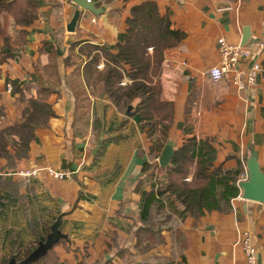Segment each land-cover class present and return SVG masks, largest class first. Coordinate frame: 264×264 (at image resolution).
<instances>
[{
    "label": "crops",
    "instance_id": "crops-1",
    "mask_svg": "<svg viewBox=\"0 0 264 264\" xmlns=\"http://www.w3.org/2000/svg\"><path fill=\"white\" fill-rule=\"evenodd\" d=\"M35 1L37 18L24 28L25 44L11 40L6 47L0 37V51L9 54L0 64V128L15 123L25 105L20 94L11 93L9 82L19 84L24 99L36 98L39 77L50 81L53 76L59 92L49 96L55 115L47 126L35 128L27 157L12 165L0 159V264L21 262L24 252L45 242L53 228L62 235L54 248L59 264H247L244 236L257 250L256 264H264V205L242 199L241 189L227 211L196 218L181 217L180 207L169 209L163 241L149 248L137 245L139 210L150 190L141 183L142 167L152 162L150 143L134 115L139 100L126 114L127 109L119 111L98 93L89 95L87 109L76 114L68 81L77 72L65 65L73 45H78L76 54L85 44L116 53L130 9L156 3L172 28L184 34L165 53L161 68V99L173 105L168 141L176 149L189 138H208L217 149L216 166H241L239 178H248L247 160L255 152L264 174V0H95V8L102 9L98 15L72 2ZM77 9L73 43L67 45L66 26ZM19 30L10 24L8 33L15 38ZM220 38L251 51L253 59L242 69L260 64L253 87L238 91L227 80L207 78V71L221 62ZM51 60L56 68H47ZM27 169L40 171L27 178L15 174ZM47 169L75 173L59 180Z\"/></svg>",
    "mask_w": 264,
    "mask_h": 264
},
{
    "label": "trees",
    "instance_id": "trees-1",
    "mask_svg": "<svg viewBox=\"0 0 264 264\" xmlns=\"http://www.w3.org/2000/svg\"><path fill=\"white\" fill-rule=\"evenodd\" d=\"M37 12L35 0H0V37L6 47H10L11 40L17 46L25 44L27 31L24 28L36 20ZM9 24L20 28L15 38L8 33ZM125 25V39L116 46V53L85 44L78 47L76 54L78 45H73L65 65H74L77 72L68 81L75 97L76 114L87 109L89 95H105L121 112L134 100H139L134 115L138 116L141 129L150 143L149 157L152 162H145L142 167L141 183H147L150 190L145 194L139 210L142 226L137 245L145 243L149 248L163 241L165 228L162 223L170 220L168 210L173 207H180L181 217L197 218L205 212L227 211L230 201L239 195L237 180L242 170L241 166L234 170L216 166L217 149L212 142L208 138L195 137L174 148L170 163L164 168L159 167L156 159L169 140L173 122L172 103L161 99V68L165 53L177 47L184 34L173 29L169 15L162 14L156 3L151 1L133 6ZM84 55L91 58L85 64L77 63ZM8 57L9 54L1 50L0 64ZM102 58L103 67L99 70ZM47 68H56L55 61L51 60ZM39 78L41 82L36 98L24 99L19 84L9 82L11 93L20 94L19 101L25 102V105L15 123L0 128V159H5L8 165L27 157L35 128L47 126L55 115L48 99L50 94L59 92L54 87L57 80L53 76H50V81L43 76ZM124 80H127L125 85L122 84ZM59 241L30 264H59L54 251ZM38 244L27 249L20 261L34 252Z\"/></svg>",
    "mask_w": 264,
    "mask_h": 264
},
{
    "label": "built area",
    "instance_id": "built-area-1",
    "mask_svg": "<svg viewBox=\"0 0 264 264\" xmlns=\"http://www.w3.org/2000/svg\"><path fill=\"white\" fill-rule=\"evenodd\" d=\"M63 2H72L71 0H62ZM95 0H85L86 3H94ZM182 2V0H177ZM93 23L95 18L91 20ZM218 50L221 58L220 65L210 68L206 76L212 82L227 80V82L238 91H244L255 85L258 73L261 66L257 62H252L247 68L242 69V64L246 61L253 59L252 53L249 49L242 45H232L227 43L224 39L220 38L217 41ZM100 68V66H99ZM7 90H10V85H7ZM39 169H27L16 171L15 174L20 177L36 176ZM47 173L54 179H69L75 172L64 170L47 169ZM247 180L246 174L241 175L237 181V187L240 189L242 182ZM244 249L247 264H256L257 250L251 244L250 239L244 236L241 240Z\"/></svg>",
    "mask_w": 264,
    "mask_h": 264
},
{
    "label": "water",
    "instance_id": "water-1",
    "mask_svg": "<svg viewBox=\"0 0 264 264\" xmlns=\"http://www.w3.org/2000/svg\"><path fill=\"white\" fill-rule=\"evenodd\" d=\"M79 9L90 12L93 15L101 13L102 9H96L94 3H86L85 0H71ZM77 9L70 22L66 26L68 33V39L66 44L71 45L73 43V34L75 32L76 23L80 16V11ZM130 108H127L126 114H129ZM175 144L172 141H167L163 147L160 157L158 159L159 167L164 168L167 166L174 154ZM247 172L248 178L242 182L240 189L242 190V199L252 202H257L264 205V174L259 169V164L256 159V153L252 152L247 160ZM62 235L56 228L52 229V232L47 236L45 242L38 244L37 249L32 252L25 260L21 262H15L11 260L7 264H30L37 261L43 256L49 249H51L60 239Z\"/></svg>",
    "mask_w": 264,
    "mask_h": 264
},
{
    "label": "rangeland",
    "instance_id": "rangeland-1",
    "mask_svg": "<svg viewBox=\"0 0 264 264\" xmlns=\"http://www.w3.org/2000/svg\"><path fill=\"white\" fill-rule=\"evenodd\" d=\"M10 25V24H9ZM101 61H102V59H101ZM147 184V183H146ZM161 219H163V217L161 218Z\"/></svg>",
    "mask_w": 264,
    "mask_h": 264
}]
</instances>
